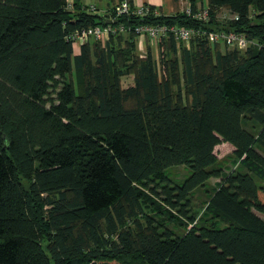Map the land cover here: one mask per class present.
<instances>
[{"label": "trees", "instance_id": "trees-1", "mask_svg": "<svg viewBox=\"0 0 264 264\" xmlns=\"http://www.w3.org/2000/svg\"><path fill=\"white\" fill-rule=\"evenodd\" d=\"M81 1L0 0V264H264V0H200L208 22L123 16L74 54L69 34L107 26ZM143 24L199 34L160 38L155 61ZM230 30L260 47L202 35Z\"/></svg>", "mask_w": 264, "mask_h": 264}, {"label": "built area", "instance_id": "built-area-1", "mask_svg": "<svg viewBox=\"0 0 264 264\" xmlns=\"http://www.w3.org/2000/svg\"><path fill=\"white\" fill-rule=\"evenodd\" d=\"M180 13L187 15L198 22H208L209 21V8L206 4H201L200 7L193 11L188 2L184 6L183 1L179 0ZM183 5V6H182ZM83 10L87 13L96 11L94 6H83ZM67 10L72 11V6L70 4L66 7ZM102 17L105 20H110V22H116L119 18L123 16H135L141 19L148 18L150 16H160V12L156 8H151L150 5L141 6H131L128 0H119L108 10L102 11ZM239 16L230 10L220 9L216 15V19L222 23L226 24L231 21H237ZM107 24V26H94L88 27L79 31H75L67 36V40L71 42L72 49H80V46L86 43L88 40L93 39L97 41H102L110 35H116L119 33H125L126 29L122 25L112 26ZM135 33L138 37H146L148 40L153 42H158L160 38L172 35L174 40L179 44H188L191 37L196 33L192 29L185 27H178L169 24H143L135 28ZM206 40L210 45L220 44L226 47L228 50H239L244 51L250 46H258L254 40L248 39L243 33H238L234 31H217L203 33Z\"/></svg>", "mask_w": 264, "mask_h": 264}, {"label": "rangeland", "instance_id": "rangeland-1", "mask_svg": "<svg viewBox=\"0 0 264 264\" xmlns=\"http://www.w3.org/2000/svg\"><path fill=\"white\" fill-rule=\"evenodd\" d=\"M184 6L186 5L187 0H182ZM82 4L86 3L87 6H94L96 7V11H92L90 13L92 14H97V15H102V11H105L107 9V6H110L112 4V0H82ZM205 3L206 0H203ZM201 1L199 0L198 6L200 7ZM183 6V5H182ZM177 12H180V4L177 3V7L175 8ZM175 11V12H176ZM161 15V13H160ZM153 51V58L155 61H158V49L157 47H154ZM131 83V79H123L122 80V85L123 87H127ZM233 147L229 145L228 143H222L218 146L215 147L214 149V154L217 157V159L224 161L226 168H231L233 169L234 167L231 165V162L233 160L232 152H233ZM228 172V171H227ZM167 174H170L172 179L176 180L177 182L182 181L184 178H186L189 174V169L187 167H172L167 170ZM217 179H210L207 183V188H214L215 185H217L219 182ZM205 189H201L199 191H195L194 195L192 196V208L196 212H201L202 210V202L206 200L207 193H204ZM262 219H264V216L258 214Z\"/></svg>", "mask_w": 264, "mask_h": 264}, {"label": "crops", "instance_id": "crops-1", "mask_svg": "<svg viewBox=\"0 0 264 264\" xmlns=\"http://www.w3.org/2000/svg\"><path fill=\"white\" fill-rule=\"evenodd\" d=\"M119 0H112V4L110 6H107L108 10L109 8H111L116 2H118ZM132 6H141V5H150L153 6L154 8H156L161 14L164 15H171L174 14L176 11V7L173 4V0H130ZM179 3V0H178ZM83 6H87L86 3L82 4ZM147 47H150L151 49V53L153 55V49L154 47H157V42H153L148 40V38L146 37H138L137 38V48H138V52L141 56L145 55ZM80 51V49L74 50V54H78Z\"/></svg>", "mask_w": 264, "mask_h": 264}, {"label": "water", "instance_id": "water-1", "mask_svg": "<svg viewBox=\"0 0 264 264\" xmlns=\"http://www.w3.org/2000/svg\"><path fill=\"white\" fill-rule=\"evenodd\" d=\"M106 23H107V24H110L111 22H110V20H107Z\"/></svg>", "mask_w": 264, "mask_h": 264}]
</instances>
